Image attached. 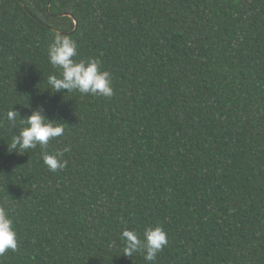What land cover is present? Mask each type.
<instances>
[{
	"label": "trees",
	"instance_id": "1",
	"mask_svg": "<svg viewBox=\"0 0 264 264\" xmlns=\"http://www.w3.org/2000/svg\"><path fill=\"white\" fill-rule=\"evenodd\" d=\"M56 32L111 98L45 89ZM38 106L64 126L48 150L70 147L56 172L8 148ZM3 204L0 264H148L120 234L156 224L154 264H264V0H0Z\"/></svg>",
	"mask_w": 264,
	"mask_h": 264
},
{
	"label": "clouds",
	"instance_id": "2",
	"mask_svg": "<svg viewBox=\"0 0 264 264\" xmlns=\"http://www.w3.org/2000/svg\"><path fill=\"white\" fill-rule=\"evenodd\" d=\"M78 44L68 35L56 32L47 49L50 65L57 72L47 77V87L52 93L79 92L82 95H93L111 98L114 95L111 73L103 69L101 61L95 57L76 59ZM19 113L14 110L7 112V119L16 122ZM20 117V116H19ZM18 134L11 137L10 147L18 154L28 153L29 149L40 147L43 163L51 172L63 169L67 165L64 154L70 147L49 151V142L64 134L63 123L49 119L43 114V107L32 109L31 114L19 120ZM120 239L123 241L121 254L132 257L141 253L148 264H154L159 252L168 243L167 232L162 225H146L142 235L125 227ZM18 249V232L15 221L10 215L7 204L0 205V256L9 250Z\"/></svg>",
	"mask_w": 264,
	"mask_h": 264
}]
</instances>
